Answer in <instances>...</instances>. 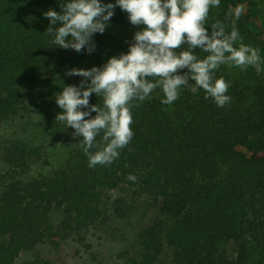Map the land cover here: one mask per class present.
Masks as SVG:
<instances>
[{
  "label": "trees",
  "instance_id": "trees-1",
  "mask_svg": "<svg viewBox=\"0 0 264 264\" xmlns=\"http://www.w3.org/2000/svg\"><path fill=\"white\" fill-rule=\"evenodd\" d=\"M248 1L220 0L210 7L208 32L217 21L230 32L235 20L242 41L234 46L248 42L252 31L243 11L238 20L227 15ZM63 2L0 0V128L6 127L0 132V162L8 167L0 189V264H14L21 252H34L42 243L58 247L62 240H74L95 258L98 229L123 226L142 206L137 201L148 198L162 218L138 231L141 253L133 264H167V250L174 264H264V80L243 84L219 67L215 78L230 82L226 95L232 98L223 108L205 99L202 89H185L164 105L162 90L154 89L143 102H130L134 135L111 165L90 168L76 137L60 165L29 176L49 156L35 113L56 118L63 111L56 96L84 79L66 73L101 67L127 53L135 33L146 27L132 25L117 6L105 32L93 35L94 52L63 49L45 33L50 21L43 15L62 12ZM182 50L186 44L173 51ZM194 54L201 60L208 55L198 48ZM34 92L37 98L28 101ZM89 104L103 108V95L93 93ZM130 174L135 182L127 179ZM19 264L53 263L36 257Z\"/></svg>",
  "mask_w": 264,
  "mask_h": 264
},
{
  "label": "clouds",
  "instance_id": "clouds-1",
  "mask_svg": "<svg viewBox=\"0 0 264 264\" xmlns=\"http://www.w3.org/2000/svg\"><path fill=\"white\" fill-rule=\"evenodd\" d=\"M219 5L220 0H115V4L67 0L60 4L62 12L43 13L50 21L45 33L54 37L51 43L78 53L94 52L96 45L92 37L105 32L117 6L129 14L132 25H146L135 33L127 53L110 57L101 67L68 71L66 75L84 79L78 86H65L56 96V103L63 111L55 119L64 128L74 129L73 138L81 137L80 147L88 156L90 168L111 165L119 158V150L132 139L131 101L143 102L154 89L160 88L165 96L161 103L171 105L185 89L193 94L202 89L205 99L211 98L217 107L223 108L232 98L226 95L230 82L215 78V71L221 65L241 70L252 66L257 75L264 72L259 49L242 42L238 48L234 47L242 41L235 20L230 32H226L225 24L220 21L211 25L210 33L207 31L204 24L209 8ZM242 11L238 5L227 15L238 20ZM57 24L60 26L54 28ZM185 44L187 50L173 51ZM197 48L208 53L206 58L201 60L194 54ZM182 69L187 71L180 74ZM148 77L158 79L149 81ZM93 93L103 95V108L89 104ZM92 112L96 113L95 117H91ZM101 131L102 139L96 143ZM93 148L99 150L91 153ZM127 179L135 182L137 178L130 174Z\"/></svg>",
  "mask_w": 264,
  "mask_h": 264
},
{
  "label": "rangeland",
  "instance_id": "rangeland-1",
  "mask_svg": "<svg viewBox=\"0 0 264 264\" xmlns=\"http://www.w3.org/2000/svg\"><path fill=\"white\" fill-rule=\"evenodd\" d=\"M243 14L248 19V27L252 31V36L248 42L242 43L260 50L261 66L264 67V0H249L243 6ZM211 18L208 15L204 24L207 31H209ZM234 47L238 48L239 44ZM220 67L243 84H252L259 80H264V72L257 75L255 68L252 66H248L246 70L227 64ZM33 98H37L35 92L30 95L28 101ZM35 114L34 126L45 137L49 156L47 159H43L48 162L37 163L33 166L29 172L30 177L39 174L41 171L47 172L49 169L60 165L67 156L68 145L74 139L72 136L73 131L70 127L64 128L62 123L56 121L55 118L51 119L44 111L40 110ZM4 129L6 127H1L0 132L4 131ZM7 173V165L0 162V189L8 177ZM119 191H114L112 194L114 196L119 195L121 192ZM121 193L123 194V192ZM109 194L111 195V193ZM139 204H142V206L135 212V216L130 220L129 218L125 219L122 222L123 226L110 224L103 225L101 230L98 229L95 238H93L95 258L89 254L86 248L74 240H62L58 247L42 243L34 252H21L14 264L30 261L36 257L47 259L53 264H133L134 262L132 263V261L138 260L141 253L138 231L142 227L155 223L162 218L152 198L140 199L137 201V205ZM162 258L167 264H174L168 250Z\"/></svg>",
  "mask_w": 264,
  "mask_h": 264
}]
</instances>
